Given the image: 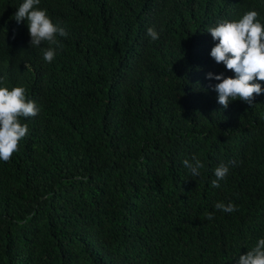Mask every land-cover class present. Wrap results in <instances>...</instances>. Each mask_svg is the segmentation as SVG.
Masks as SVG:
<instances>
[{"label":"trees","instance_id":"1","mask_svg":"<svg viewBox=\"0 0 264 264\" xmlns=\"http://www.w3.org/2000/svg\"><path fill=\"white\" fill-rule=\"evenodd\" d=\"M23 2L0 0V87L39 113L0 161V264H236L264 238V92L218 103L207 31L264 0H41L68 33L50 63Z\"/></svg>","mask_w":264,"mask_h":264},{"label":"clouds","instance_id":"2","mask_svg":"<svg viewBox=\"0 0 264 264\" xmlns=\"http://www.w3.org/2000/svg\"><path fill=\"white\" fill-rule=\"evenodd\" d=\"M41 0H24L14 14L17 23L26 21L31 47H39L46 43L43 50V59L52 62L57 50L62 48L58 37H66L68 33L64 27L53 23L46 9H41ZM257 11H248L242 18L235 21H224L209 28L214 41H218L211 49V57L217 64L225 65L226 69L234 72V77H225L223 73L214 75L208 73V79H215L219 83L214 85L218 94V103L227 108L231 101L240 100L252 105L255 96L264 92L261 83L264 81V24L258 20ZM147 34L152 40H157L159 34L150 27ZM39 113L35 101L27 98L24 87H0V161L8 162L19 150V142L27 135V124L23 118L35 117ZM193 161L185 159L183 165L191 171L193 176H199L203 163L193 157ZM229 173L226 164H220L215 170L216 179L212 180L213 188L220 187V181ZM216 209L226 213L236 211L232 203L225 205L218 202ZM213 218L212 213L207 214ZM236 264H264V238H259L256 244L239 255Z\"/></svg>","mask_w":264,"mask_h":264}]
</instances>
